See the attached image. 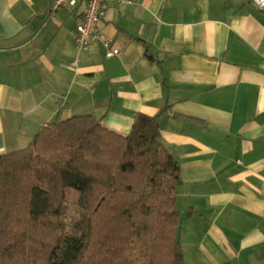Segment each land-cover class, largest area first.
Instances as JSON below:
<instances>
[{"label": "crops", "instance_id": "1", "mask_svg": "<svg viewBox=\"0 0 264 264\" xmlns=\"http://www.w3.org/2000/svg\"><path fill=\"white\" fill-rule=\"evenodd\" d=\"M51 1L0 0V153L55 118L126 134L137 112L165 108L184 264H264V9L102 0L97 27L119 48L108 58L99 41L76 46L83 5Z\"/></svg>", "mask_w": 264, "mask_h": 264}, {"label": "trees", "instance_id": "2", "mask_svg": "<svg viewBox=\"0 0 264 264\" xmlns=\"http://www.w3.org/2000/svg\"><path fill=\"white\" fill-rule=\"evenodd\" d=\"M165 112H137L126 134L90 114L55 118L0 153V264H184Z\"/></svg>", "mask_w": 264, "mask_h": 264}, {"label": "built area", "instance_id": "3", "mask_svg": "<svg viewBox=\"0 0 264 264\" xmlns=\"http://www.w3.org/2000/svg\"><path fill=\"white\" fill-rule=\"evenodd\" d=\"M118 4L128 3L129 0H115ZM253 4L264 9V0H252ZM77 3L83 5L79 22L75 26V42L78 49L88 48L93 42L99 41L103 47L105 57H113L119 53V48L109 36L101 33L97 27L100 17L103 15L102 0H53L51 8L57 9L65 4L74 6Z\"/></svg>", "mask_w": 264, "mask_h": 264}, {"label": "rangeland", "instance_id": "4", "mask_svg": "<svg viewBox=\"0 0 264 264\" xmlns=\"http://www.w3.org/2000/svg\"><path fill=\"white\" fill-rule=\"evenodd\" d=\"M77 193L69 191L67 193L66 202L63 205V212L68 223L73 222L77 217V212L75 211V201L77 200Z\"/></svg>", "mask_w": 264, "mask_h": 264}]
</instances>
